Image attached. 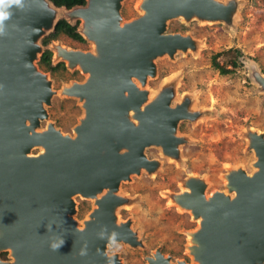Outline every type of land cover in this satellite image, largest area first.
Wrapping results in <instances>:
<instances>
[{
  "label": "water",
  "instance_id": "95a60500",
  "mask_svg": "<svg viewBox=\"0 0 264 264\" xmlns=\"http://www.w3.org/2000/svg\"><path fill=\"white\" fill-rule=\"evenodd\" d=\"M120 3L85 0L67 10L49 0H24L5 22L0 35V253L7 258L0 264H119L116 254H106L107 246L137 244L131 223L115 222L123 203L119 185L157 168L146 148L176 156L174 132L178 121L188 118L184 104L171 107L168 89L152 99L143 89L155 75L156 58L193 47L187 36L166 34L165 24L173 17L216 21L230 7L216 0H145L138 4L140 16L121 23ZM56 10L81 20L77 33L94 45L92 52L59 50L62 61L86 75L72 88H62L84 110L73 137L52 123L37 131L47 118L44 106L52 91L33 62L40 51L37 42L58 21ZM259 82L264 88V78ZM131 111L136 114L130 116ZM249 146L253 173L228 170L226 191L208 198L206 187L190 178L182 188L188 191L174 196L181 209L200 220L199 230L188 235L196 244L188 252L196 264H264L263 135L251 134ZM99 193L97 208L78 227L74 197L93 200ZM151 259L146 258L148 264H167L159 252L157 263Z\"/></svg>",
  "mask_w": 264,
  "mask_h": 264
},
{
  "label": "rangeland",
  "instance_id": "374dc122",
  "mask_svg": "<svg viewBox=\"0 0 264 264\" xmlns=\"http://www.w3.org/2000/svg\"><path fill=\"white\" fill-rule=\"evenodd\" d=\"M216 1L230 7L222 19L173 17L165 24L166 34L187 36L193 47L156 58L155 75L146 79L143 89L149 96L168 89L171 107L184 104L188 118L178 121L174 132L176 156L167 157L157 147L146 148V157L155 161L157 168L151 173L131 175L119 185L117 194L123 203L116 215L131 223L137 243L107 246V254H116L119 264H145L155 251L173 263L196 264L187 253V245L188 235L198 223L189 211L176 204L174 196L190 178L199 180L206 187L205 194L210 195L226 191L224 177L228 170L242 167L247 173L253 171L255 157L249 138L254 133L264 137V88L259 82L264 78V0ZM139 2L121 0V23L141 15ZM55 12L56 20L66 19L81 33V20L70 17L66 10ZM81 36V40H74L61 35L47 46L40 44V38V51L33 62L46 75L52 91L50 104L44 106L47 118L41 121V128L52 123L71 137L84 110L76 98L62 94V88L82 82L86 75L77 66H68L57 51L92 52L94 45ZM45 49L51 52V65L63 63L64 69L50 73L38 66ZM230 49L238 50L239 55L229 52L218 57L217 62L230 68L229 61L236 60L237 67L232 74L220 75L212 65V57ZM74 203L73 219L81 227L93 202L75 196Z\"/></svg>",
  "mask_w": 264,
  "mask_h": 264
},
{
  "label": "trees",
  "instance_id": "16d2710c",
  "mask_svg": "<svg viewBox=\"0 0 264 264\" xmlns=\"http://www.w3.org/2000/svg\"><path fill=\"white\" fill-rule=\"evenodd\" d=\"M55 7H64L67 10L71 9L74 6H83L85 5V0H49ZM64 35L68 38L74 39V40H81V36L77 33V28L76 26H72L68 24L64 19H60L57 21L55 24L53 30L44 38L41 40V44L43 46H47L48 43L52 40H56L59 36ZM229 52H234L235 55H239L238 50H227L226 52H220L215 54L212 57V65L217 71L219 72L220 75H227V74H232L234 73L236 67H237V62L236 60H231L229 61L230 63V68H227L225 64H219L217 62L218 57L220 56H225ZM38 66L41 68L43 67L45 71L54 73L56 72L59 68L64 69L63 63H59L55 66L51 65V52L47 49H45L38 62ZM0 258L3 260H6V253H1Z\"/></svg>",
  "mask_w": 264,
  "mask_h": 264
},
{
  "label": "bare ground",
  "instance_id": "6f19581e",
  "mask_svg": "<svg viewBox=\"0 0 264 264\" xmlns=\"http://www.w3.org/2000/svg\"><path fill=\"white\" fill-rule=\"evenodd\" d=\"M145 0H143V1H141L140 0V3H139V6H140V4H141V2H142V4H143V2H144ZM142 11V10H141ZM140 11V12H141ZM59 53H60V51H57V55H59ZM88 76V75H87ZM88 78V77H87ZM72 86V85H71ZM70 85H66L64 88H72ZM155 95H150V97H151V99L154 97ZM143 107V106H142ZM136 113H134L133 111H131V112H129V115L130 116H133V115H135ZM44 129H46V127H44V128H41L40 130H37L38 132H42V130H44ZM41 152H43V150L41 149L40 151H39V153H41ZM240 168H242V167H240ZM240 168H238V169H240ZM255 169L256 168H254V172H255ZM241 170H243V168L241 169ZM251 173H253V172H251ZM251 173H247V174H251ZM132 178V177H131ZM105 191V190H104ZM188 191V189H183L181 192H187ZM214 192H217V191H213L210 195H206L205 194V196L208 198L209 196H212L213 195V193ZM100 194V195H99ZM96 197H94L93 198V200H92V202H93V208L92 209H95V208H97V206H96V202H98V200H99V198H100V196H102L103 194H101V193H99ZM88 219H90V216L88 215V217L86 218V219H84L82 222H81V224L84 226V222L85 221H87ZM118 225H120L121 223H123V221L119 218V216H116V221H115ZM197 223H198V225H197V231L199 230V225H200V220H197ZM197 231H195V232H197ZM184 235V234H183ZM186 241V240H185ZM117 243H119V242H117ZM196 244H195V242H194V239H191V237L190 236H188V245H187V253L189 252L190 253V251H192V247L193 246H195ZM157 253L158 252H156V253H153V256H154V258H152L151 260H153L154 262H155V260H156V257H157ZM189 253H188V255H189ZM107 254V253H106ZM161 255V254H160ZM190 256V255H189ZM161 260H165L166 262H167V264H178L180 261H176L175 263H173V262H171V260H170V258H166L165 256H162L161 255ZM190 258H191V256H190ZM168 262H170V263H168ZM155 263H157V262H155ZM146 264H148V262H147V260H146Z\"/></svg>",
  "mask_w": 264,
  "mask_h": 264
},
{
  "label": "clouds",
  "instance_id": "9594fccd",
  "mask_svg": "<svg viewBox=\"0 0 264 264\" xmlns=\"http://www.w3.org/2000/svg\"><path fill=\"white\" fill-rule=\"evenodd\" d=\"M24 0H0V35L5 33V22L10 19L12 8H23Z\"/></svg>",
  "mask_w": 264,
  "mask_h": 264
},
{
  "label": "flooded vegetation",
  "instance_id": "af4514ba",
  "mask_svg": "<svg viewBox=\"0 0 264 264\" xmlns=\"http://www.w3.org/2000/svg\"><path fill=\"white\" fill-rule=\"evenodd\" d=\"M155 253H156V251H155ZM161 254V253H160ZM162 256H165V255H163V254H161ZM166 257V256H165ZM151 258H154V256H153V254L151 255ZM166 258H169V257H166ZM172 262V261H171ZM146 264V263H145Z\"/></svg>",
  "mask_w": 264,
  "mask_h": 264
}]
</instances>
